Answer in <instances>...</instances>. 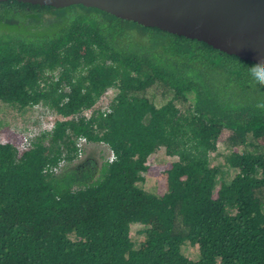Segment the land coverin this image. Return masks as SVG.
<instances>
[{
    "label": "trees",
    "instance_id": "trees-1",
    "mask_svg": "<svg viewBox=\"0 0 264 264\" xmlns=\"http://www.w3.org/2000/svg\"><path fill=\"white\" fill-rule=\"evenodd\" d=\"M252 73L264 66L97 8L0 1V103L56 116L24 149L0 142V264H264ZM80 137L113 159L79 160Z\"/></svg>",
    "mask_w": 264,
    "mask_h": 264
},
{
    "label": "water",
    "instance_id": "water-1",
    "mask_svg": "<svg viewBox=\"0 0 264 264\" xmlns=\"http://www.w3.org/2000/svg\"><path fill=\"white\" fill-rule=\"evenodd\" d=\"M6 1V0H0ZM54 8L81 4L146 27L264 61V0H16Z\"/></svg>",
    "mask_w": 264,
    "mask_h": 264
},
{
    "label": "rangeland",
    "instance_id": "rangeland-1",
    "mask_svg": "<svg viewBox=\"0 0 264 264\" xmlns=\"http://www.w3.org/2000/svg\"><path fill=\"white\" fill-rule=\"evenodd\" d=\"M115 94V90H107L104 95L100 98L97 105L105 108L104 105L107 104V101ZM102 108V109H103ZM86 115H89L90 112L86 111ZM56 119L53 112L50 108L44 107L42 105H35L31 108H24L22 110H17L16 108L0 103V142L5 143L7 140V135L12 134L13 144L20 148V141H22L25 136H33L38 134L42 130H49ZM213 157L212 160L215 163L223 161V156L225 155L224 147H220ZM222 151V152H221ZM90 152H95L96 156L102 157L104 159L109 156V149L107 146L102 144H88L85 148L84 155L81 156L83 159ZM224 152V153H223ZM151 168L145 174V179L142 184L145 190L151 191L156 188L161 177V171L163 162L167 160V157L164 155L163 150H158L151 155ZM62 167V165H60ZM137 229V225L132 227V237L134 238V231ZM138 236V237H137ZM135 238H141L137 235ZM187 253L194 254L195 250L188 248Z\"/></svg>",
    "mask_w": 264,
    "mask_h": 264
},
{
    "label": "built area",
    "instance_id": "built-area-1",
    "mask_svg": "<svg viewBox=\"0 0 264 264\" xmlns=\"http://www.w3.org/2000/svg\"><path fill=\"white\" fill-rule=\"evenodd\" d=\"M53 126V124H52ZM51 126V128H52ZM50 128V129H51ZM32 136H24L22 141H20L19 145H20V148L19 149H24L26 148L28 145H29V140L31 139ZM86 144V139L85 138H78L77 142H76V146L78 148V153H79V156H82V152H83V149L85 148L84 145ZM108 159L111 161L113 159V154L111 152V150L109 149V156H108Z\"/></svg>",
    "mask_w": 264,
    "mask_h": 264
},
{
    "label": "clouds",
    "instance_id": "clouds-1",
    "mask_svg": "<svg viewBox=\"0 0 264 264\" xmlns=\"http://www.w3.org/2000/svg\"><path fill=\"white\" fill-rule=\"evenodd\" d=\"M256 64L264 66V61L257 60ZM252 78L256 81L257 84L264 86V76L252 73ZM259 107H264V105H258Z\"/></svg>",
    "mask_w": 264,
    "mask_h": 264
}]
</instances>
